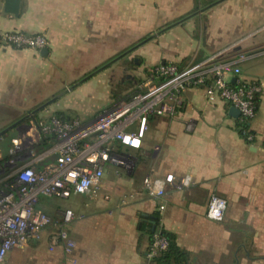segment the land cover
I'll return each instance as SVG.
<instances>
[{
    "label": "crops",
    "instance_id": "1",
    "mask_svg": "<svg viewBox=\"0 0 264 264\" xmlns=\"http://www.w3.org/2000/svg\"><path fill=\"white\" fill-rule=\"evenodd\" d=\"M5 6L0 0V30L41 32L47 45L0 46V131L10 126L0 139L2 165L12 141L27 135L15 134L17 121L31 124L27 115L35 107L132 46L123 59L134 60L139 76L159 62L185 67L215 58L238 66L260 91L247 141L231 106L208 99L203 87H190L176 117H148L140 148L114 142L130 164L116 169L105 162L99 198L88 192L39 197L38 208L54 219L73 211L67 229L76 242L74 262L60 245L49 249L45 229L26 247L8 251L1 264H147L156 225L175 235L189 253L188 264H264V0H17L16 13ZM108 80L91 75L33 115L59 112L71 119V111L88 122L112 102ZM8 170L4 166L0 177ZM169 173L174 182L182 175L193 182L183 189L167 185L161 198L143 189L144 177ZM212 194L226 199L221 221L206 216Z\"/></svg>",
    "mask_w": 264,
    "mask_h": 264
},
{
    "label": "built area",
    "instance_id": "2",
    "mask_svg": "<svg viewBox=\"0 0 264 264\" xmlns=\"http://www.w3.org/2000/svg\"><path fill=\"white\" fill-rule=\"evenodd\" d=\"M46 45L47 38L41 32L0 30L2 47L42 49ZM240 74L238 66L215 58L185 67L159 62L145 69L131 97L117 109L104 111L85 123L54 114L31 120V129L25 139L12 141L10 154L13 157L0 165V174L4 166L9 169L0 177V264L8 251L26 247L30 240L39 239L45 229L49 231V249L60 245L74 262L76 242L67 229L75 218L73 211L65 209L54 219L38 208L39 197L65 198L72 193L88 192L92 198H99L97 183L103 175L105 162L116 169L128 168L130 164L129 155L117 152L114 142L132 149L140 148L148 117H176L190 87H203L208 99L218 98L235 107L239 111L237 119L249 124L257 109L254 99L260 87ZM186 128L190 130V125ZM42 138H47L49 145L40 153L34 152L31 148L39 145ZM245 139L251 141L252 133ZM47 158L48 161L40 163ZM174 180L171 173L161 178L146 176L142 187L150 196L161 198L166 194L167 185L183 189L193 182L190 175ZM226 205L225 198L212 194L206 216L213 221L223 220ZM163 207L159 205V209ZM151 239L146 252L148 258L167 245L158 230L153 232Z\"/></svg>",
    "mask_w": 264,
    "mask_h": 264
},
{
    "label": "rangeland",
    "instance_id": "3",
    "mask_svg": "<svg viewBox=\"0 0 264 264\" xmlns=\"http://www.w3.org/2000/svg\"><path fill=\"white\" fill-rule=\"evenodd\" d=\"M121 52V51H120ZM118 52L117 54H115L114 56H112L109 60H107L105 64L101 65L99 68H101L99 71H97L96 73L99 74H106L109 78V85H110V91H119L120 94L116 97H112V102L109 104L110 106L106 107L104 109V111H109V110H114L120 107V105L125 102L127 99H125V95L130 91L129 86H127V82H128V78H130L129 76L131 75L132 77H140L137 72H135V68H130V66L126 63V60H124V56L119 57L116 60H113L112 62H109L111 59H113L114 57H116L117 55H119ZM131 52V51H129ZM105 65V66H104ZM95 70V69H94ZM94 73V74H96ZM88 74V73H87ZM87 74H84L81 77H78L79 79H77L76 81L66 85V87H69L71 85H73L74 83H76L78 80L82 79L83 77H85ZM93 74V75H94ZM91 76L85 78L84 80L90 78ZM79 84V83H78ZM77 84V85H78ZM76 85V86H77ZM65 89V87L63 88ZM63 89L59 90L58 92L54 93L51 97H53L55 94L59 93L60 91H62ZM70 90V89H69ZM71 91V90H70ZM69 92V91H68ZM67 92V93H68ZM66 94H64L61 97H58L57 99L53 100L51 103H48V105H46L45 107L50 108V106L54 105L55 102H57L59 99H61L62 97L64 98ZM51 97H49L48 99H50ZM46 99V100H48ZM45 100V101H46ZM62 100V99H61ZM44 101V102H45ZM104 111H101L100 114ZM67 114L73 116L71 119H73L74 117L78 116L75 113H71V111H69ZM99 114H97L96 116H98ZM78 119V118H77ZM24 120L20 121V122H16L13 126L15 129V134L18 132L23 134V133H28L29 130L31 129L30 123L28 124V121L26 120L25 122H23ZM81 121V120H79ZM23 122V123H22ZM28 125V126H26ZM13 129V130H14ZM6 132L2 133L0 135V139L5 140L6 139ZM5 136V137H4ZM2 145L3 142H0V149H2ZM32 150L38 151V145H34L32 148ZM36 149V150H35ZM10 158H12L13 156H9ZM8 157V158H9Z\"/></svg>",
    "mask_w": 264,
    "mask_h": 264
},
{
    "label": "trees",
    "instance_id": "4",
    "mask_svg": "<svg viewBox=\"0 0 264 264\" xmlns=\"http://www.w3.org/2000/svg\"><path fill=\"white\" fill-rule=\"evenodd\" d=\"M168 26H170V24ZM165 27H167V26H165ZM143 40H141L140 42H142ZM124 51H126V50H123L120 53H122ZM125 56L126 55H124V57ZM126 63L132 69L137 66V64L134 62L133 59L126 60ZM99 67H96L95 70L98 69ZM92 71H94V70H92ZM140 80H141L140 77H132V78L128 79L127 83H129V84L127 86H129L130 91L125 95V99H129V97H131L132 92L135 90L136 85L140 82ZM119 94H120L119 91H112V97H116ZM258 95L259 94H257L255 99H254V102L256 104V108H257L258 103H259V96ZM54 115L61 117V118H65V116L59 112L54 113ZM30 119L31 120H37L38 119L37 114L33 115V117ZM236 125H237L239 132L242 134L243 137H246V135L248 133H252L251 131H249L248 123L237 119ZM48 145H49V143L47 142V138H42L41 142L38 145V150L44 149ZM0 165H2V161H0ZM38 201H39V199H38ZM157 230L166 239L167 245H166L165 249L161 250L158 254H156L150 258H148L146 256V252H147V249H146L145 256L147 259V264H188L189 263V259H188L189 253L176 244L175 235L172 233H169L167 231H164L162 228L158 227L157 225H156L155 229L152 231V234L154 231H157ZM152 234H151V237H152ZM151 237H150L149 243L152 240Z\"/></svg>",
    "mask_w": 264,
    "mask_h": 264
},
{
    "label": "water",
    "instance_id": "5",
    "mask_svg": "<svg viewBox=\"0 0 264 264\" xmlns=\"http://www.w3.org/2000/svg\"><path fill=\"white\" fill-rule=\"evenodd\" d=\"M16 1L17 0H6V6H5V10H7V11H10V12H12V13H16ZM165 28H163V29H161V30H164ZM154 35V34H153ZM153 35H151V36H153ZM144 40H146V39H144ZM132 49H134V46H132V48L131 49H129V50H126V51H124V52H122V53H120L119 55H117L116 57H114L113 59H111L109 62H112L113 60H116V59H118L119 57H122V56H124V55H126L129 51H131ZM136 61V60H135ZM137 62V61H136ZM105 65H106V63H105ZM104 65V66H105ZM102 68V67H101ZM101 68H98V69H96V70H94V71H91L90 73H88L85 77H83L82 79H80L79 81H77L76 83H74L73 85H71V86H69V87H66L64 90H62V91H60L59 93H57L56 95H54L53 97H51L50 99H48V100H46L45 102H43L42 104H40L39 106H37V107H35L27 116L29 117H31V116H33V114L35 113V112H37L38 110H40V109H42V108H44L46 105H48V103H51L53 100H55V99H57L58 97H60V96H62L65 92H67L69 89H71L75 84H77L78 82H81L82 80H84L85 78H87V77H89V76H91V75H93L94 73H96L98 70H100ZM230 114L233 116V117H235V118H238L239 117V111H238V109H236L235 107H231L230 108ZM26 116V117H27ZM21 121V120H20ZM17 122H19V121H17ZM10 128V126L9 127H7V128H5V129H3V130H1L0 131V135L2 134V133H4L5 131H7L8 129Z\"/></svg>",
    "mask_w": 264,
    "mask_h": 264
}]
</instances>
